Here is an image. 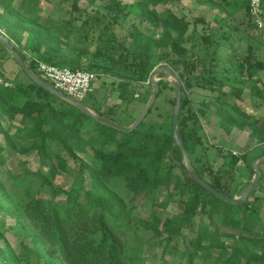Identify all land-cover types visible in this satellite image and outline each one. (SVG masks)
<instances>
[{"label": "rangeland", "instance_id": "rangeland-1", "mask_svg": "<svg viewBox=\"0 0 264 264\" xmlns=\"http://www.w3.org/2000/svg\"><path fill=\"white\" fill-rule=\"evenodd\" d=\"M2 0H0V15L2 14ZM15 0L14 5H38L39 11L34 16H39L40 23L50 26L54 33H60L62 27L65 29L64 21L71 18L72 5H57L53 7L45 0ZM122 11H110L106 0H95L90 3L87 0H79L81 20H73L77 25L68 40L69 54L80 55L83 69L93 71L97 75L92 93L83 100L93 110L101 113L117 122L129 126L142 113L148 104L152 93L151 82L152 72L161 66L169 65L179 75L182 73V66H174L171 62L173 54L171 48H156L154 50L157 65L150 73V79L138 80V69L132 61L130 55L135 48V40L144 43L148 37L157 39L165 30L163 24H159L158 17L152 13V19L147 17V11L160 12L171 8L175 13L181 15L185 13L188 17H204L211 21V31L220 32V26L214 19L220 18L225 22L224 31L231 34L227 40H221L219 48V58L222 63L217 71L207 72L209 75L218 77V81L224 83V90L234 86L238 89L236 94L240 96H228L229 101L236 103L243 110L251 115V122L261 124L264 122V70L260 69L252 78L246 69L241 70L239 66L245 61L256 63L264 61V31H260L249 17L247 12V0H184L185 5H149L142 10L135 3L139 0H124ZM141 1V0H140ZM25 14L28 17L26 26L34 27L35 19L31 15L32 11ZM118 15V16H117ZM117 16V17H116ZM147 16V17H146ZM100 17V22L94 24V18ZM116 17V18H115ZM49 19V20H48ZM87 20V26L80 28V24ZM46 20L50 24L46 23ZM253 21V22H252ZM218 22V21H217ZM92 25V26H91ZM91 27V28H90ZM66 31V30H65ZM0 32L8 37L9 29L0 26ZM192 32L188 35L190 38ZM21 43L18 48L22 50L29 59H37V53L28 49V31L20 34ZM63 36V35H62ZM9 38V37H8ZM10 39V38H9ZM63 39L65 37L63 36ZM124 46L129 50L126 51ZM191 51L201 58L208 57L216 46L207 47L201 45L200 36L196 35L193 42L188 44ZM0 63L4 68L5 75L12 81L29 83L30 78L21 69L8 50L0 44ZM209 69L213 70L212 62H207ZM37 65V63H36ZM226 65L225 70H223ZM163 81L164 87L158 97L153 110L148 115L141 129L144 131H169L172 121L171 114L174 112V105L171 100L175 98V80L166 72L158 75ZM247 80V83L244 81ZM136 81L137 87L133 92L123 94L122 83H132ZM185 87L184 96L187 99L184 116L187 117L190 111L199 113V137L201 143L191 156L192 162L197 167H204L208 180H220L225 187L232 189L234 197H239L244 189L253 181L255 171L254 161L264 152V141L253 134L249 126L235 125L227 127L222 123L219 106L215 101V96L219 93V88H213L209 84H197L196 80L192 85L182 81ZM208 85V87L206 86ZM206 87V88H205ZM227 97V96H226ZM22 115L18 114L15 121H11L0 109V144L6 150L3 153L4 163H0V230H3V237H0V264H13L14 252H18L20 241L38 250L43 254L47 243L42 236L30 224L28 218L23 214L22 204L25 197H43L52 203L79 202L85 204V191L93 184L91 171L86 169L83 174L80 170V161L68 157L62 151L61 156L67 158V169L50 166L46 174L52 179V186L44 184L38 171L41 159L35 149L23 152L18 149H10L5 132L11 135L12 140L23 143L18 135H25L26 128L21 122ZM83 138L96 141L93 135L83 133ZM195 136L193 137V139ZM192 139V140H193ZM24 144H26L24 142ZM87 151L93 153V148L88 145ZM79 157L88 159L85 153L78 152ZM231 156L237 161H230ZM197 158L199 160H197ZM184 156L180 165H185ZM262 175L264 173V161L260 163ZM44 170V168H43ZM180 173V170H177ZM259 185V184H258ZM256 195L264 199V181L258 187ZM258 187V188H257ZM162 183L153 193H143L134 195L129 191L122 179L113 178L105 183L104 190L110 198L108 207V224L119 236L125 252V260L129 264H187L188 257L176 254L173 248L164 253L166 246L167 219L179 218L185 208L187 197L179 194H171ZM254 195L250 200H254ZM262 215L264 218V201L261 203ZM156 214V215H155ZM159 217V222L156 221ZM201 212L195 216L194 220L199 223ZM4 225L6 228L1 229ZM21 226V232L17 226ZM219 229L220 242H214L210 246L208 253L200 254L194 259V264H222L221 244L227 248V256L231 254L233 247L240 246L243 252L248 245V251H264V241L246 238L242 240V235L237 229L218 221L215 224ZM215 226L198 228L202 233L213 231ZM16 230L20 234H16ZM256 231V230H255ZM257 231H261V226H257ZM196 230L183 228L182 236L177 241L180 251L188 249L191 251L190 240L196 236ZM33 236L37 243L33 241ZM236 242V244H235ZM174 243V242H173ZM235 244V246H234ZM16 255V254H15ZM60 264H64L58 258Z\"/></svg>", "mask_w": 264, "mask_h": 264}, {"label": "trees", "instance_id": "trees-1", "mask_svg": "<svg viewBox=\"0 0 264 264\" xmlns=\"http://www.w3.org/2000/svg\"><path fill=\"white\" fill-rule=\"evenodd\" d=\"M14 1H1L3 11L0 15V26L9 29L8 37L15 50L38 76H40L36 67L38 61L69 67L75 71L88 70L82 68L80 55L69 54L67 44V39L77 26L74 25L73 20H81L80 15H77L80 11L79 0H45L53 7L67 3L72 5L71 18L63 22L66 23V27L65 29L62 27L61 30L63 31L60 33H54L50 26L40 23L39 16H34L36 11L40 10L38 5H21L19 7L14 5ZM87 1L92 3L95 0ZM25 2L27 1L25 0ZM106 2H108L110 11H118V14L122 11L123 5H126L124 0H106ZM183 2L184 0H139L135 4L145 10L149 5H154L156 8L158 5L175 3L183 5ZM27 7L30 8L29 11H32L31 15L36 20V25L33 28L26 26L29 16L25 15L28 11L23 9H28ZM246 8L251 18L249 0H247ZM152 13L158 17L159 24H163L165 30L157 39L148 37L144 43L139 42L138 38L135 40V48L130 55L136 69H138L139 79L136 81L150 79V73L157 65L154 50L170 47L173 54L171 62L174 66H182L184 70L179 74L181 81L191 86L192 81L196 80L198 85L204 83V86L205 84L211 85L210 88L213 90H216L214 86L219 88L215 101L219 106L218 111L220 110L222 123L229 128L235 125L249 126L252 128L253 134L264 141V122L259 125L251 122V115L248 112L234 101L232 103L229 101L228 96H240V94H236L238 89L230 86L225 91L224 83L219 82L218 77L207 73L217 71L222 67L218 53L221 46L220 42L231 37V34L223 29L226 23L220 18L214 19L220 26V32L216 33L211 31V21L204 17L190 18L183 12L180 15L168 8L162 12L157 9L147 11L148 17H146L150 20H153ZM48 20L46 23L50 24ZM87 22L85 19L80 24V28L87 26ZM99 22L100 17L94 18V24ZM25 31H28L30 38L28 49L37 53V59H29L17 46L21 43L20 34ZM190 32L192 34L188 38ZM196 35L200 36L201 45L216 46L206 58L197 56L191 51V46H188L194 41ZM0 44L3 46L1 42ZM122 44L124 46V43ZM124 48L126 51L129 50L125 46ZM208 61L212 62L213 70L209 69ZM247 62L248 65L244 61L239 68L248 70L249 78H252L258 70H264V61H257L254 64L249 63L248 60ZM225 69H227L226 65L223 67V70ZM45 81L49 83L47 80ZM136 81L122 83L123 94L133 92L138 85ZM12 82V87H0V109L11 121H15L17 115L21 114V122L26 131L25 135H18L23 141L22 144L12 140L11 135L5 132L9 148L16 150L19 147L23 152L31 149L37 150L41 159L39 165L41 168L38 173L44 184L53 187L52 179L46 174L48 169L45 168L53 166L58 171L57 167L63 169L69 167L67 158L61 156L62 151L66 152L68 157L80 161V170L83 174L86 169L91 171L93 184L90 189L85 191V204L77 201L60 203L59 205L43 197L32 195L25 197L20 204L23 214L28 218L33 228L41 234L48 247L41 254L39 249L36 250L21 240L18 252L13 253L14 261L8 262L13 264H60L58 258H61L64 264H129L125 260V252L119 236L108 224L107 215L110 211L108 207L110 198L104 188L105 183L113 178L122 179L127 189L134 195L146 192L153 193L162 183L167 189L173 186L171 194L187 197L182 215L176 219H167L164 224L167 232L164 253L173 248L176 254L188 257L187 264H194V259L197 256L205 255V252L208 253L214 242H220L219 229L215 225L218 224V221L237 229L242 235V240L251 238L264 241V218L261 209V203L264 199L255 196L257 189L253 190L250 195L255 196L253 201L249 197L245 203L237 205L216 197L192 180L187 175L184 165H180L183 152L179 146L175 145L173 113L170 117L172 125L169 131H144L141 129L156 102L147 117L135 130L123 132L97 122L91 116L39 86L31 79L29 83ZM244 82L247 83V80ZM159 83L160 93L158 97L165 86L163 81ZM206 86L208 87V85ZM184 92L185 87L182 85V94ZM171 102L175 106V98ZM186 104L187 99L183 95L178 130L191 158L201 143L198 135L201 127L199 125V113L190 111L191 114L186 118L183 117ZM85 132L91 133L96 141L89 142L84 139L82 134ZM88 145L93 148V153L87 151ZM5 150V146L0 144L1 164L4 163L3 153ZM78 152L85 153L88 159L79 157ZM262 155L264 152L259 156ZM197 160L199 159L197 158ZM230 161L236 162L237 158L231 156ZM192 164L199 175L213 187L228 196L234 197L232 189L222 185L218 179L208 180L204 167H197L193 162ZM177 170H180L179 174ZM263 181L264 173L258 187L262 186ZM1 191L2 186L0 185V193ZM198 212H201L199 223L194 220ZM159 220V217L156 216V221L159 222ZM258 225L261 226L260 232L257 231ZM206 226L215 227L213 231H208V233L198 231V228ZM185 227L196 230L197 233L195 237L189 239L191 251L186 248L180 251L177 244L179 237L182 236V229ZM4 228L6 226L2 225L1 229ZM17 228L21 232V226L18 225ZM2 232L3 230H0V237L4 236ZM20 232L16 230V234H20ZM37 239L33 236L34 242L37 243ZM221 249V259L217 258L216 260L223 261L222 264H264V251H248V245L245 247L246 252H243L239 245L233 247L228 256V248L224 244H221ZM205 257L207 258L206 255Z\"/></svg>", "mask_w": 264, "mask_h": 264}, {"label": "water", "instance_id": "water-1", "mask_svg": "<svg viewBox=\"0 0 264 264\" xmlns=\"http://www.w3.org/2000/svg\"><path fill=\"white\" fill-rule=\"evenodd\" d=\"M0 42L8 50V52L11 54L14 60L19 64V66L24 70V72L29 76V78L32 81L37 83L39 86L45 88L46 90L50 91L51 93L55 94L56 96L60 97L61 99L71 103L72 105L80 109L82 112L94 118L97 122L104 124L106 126L112 127L114 129H117L119 131H123V132H132L144 121L150 109L153 107V105L157 101L158 95L160 93V83H159L160 78L158 77V75L162 72L168 73L175 80V106H174V112H173V135L175 139V145L179 146L183 152V156L186 161L184 167L187 172V175L192 180H194L199 185H201L203 188H205L206 190L214 194L216 197L226 202L237 204V205L245 203L250 197L252 191L259 184L260 179L262 177V169H261L260 163L264 161V155L260 156L254 161L253 168L255 171V177L253 181L244 189V191L239 197H231V196H228L220 192L215 187H213L208 181H206L199 175L194 165L192 164L190 155L184 145L181 133L178 130V121H179V116H180L181 107H182V99H183L182 81L179 75L177 74V72L171 66L164 65V66L156 68L152 72V75H151V82L153 85L152 96L148 104L142 111V113L139 115V117L131 125L126 126L101 113H98L97 111L93 110L90 106H88L86 103L78 101L70 97L66 93L56 89L54 86H52L51 84L43 80L41 77H39L35 73V71L27 64V62L23 59V57L15 50L10 39L1 32H0Z\"/></svg>", "mask_w": 264, "mask_h": 264}, {"label": "built area", "instance_id": "built-area-1", "mask_svg": "<svg viewBox=\"0 0 264 264\" xmlns=\"http://www.w3.org/2000/svg\"><path fill=\"white\" fill-rule=\"evenodd\" d=\"M263 2L264 0H249L250 16L260 31H264ZM36 67L43 80H47L56 89L81 102L92 93L97 80V75L89 70L75 71L69 67L43 61H38ZM12 86V80L5 75L4 68L0 63V87L9 88Z\"/></svg>", "mask_w": 264, "mask_h": 264}, {"label": "crops", "instance_id": "crops-1", "mask_svg": "<svg viewBox=\"0 0 264 264\" xmlns=\"http://www.w3.org/2000/svg\"><path fill=\"white\" fill-rule=\"evenodd\" d=\"M171 5H180L179 3H175V4H171ZM182 5V4H181ZM183 5H185V4H183Z\"/></svg>", "mask_w": 264, "mask_h": 264}]
</instances>
